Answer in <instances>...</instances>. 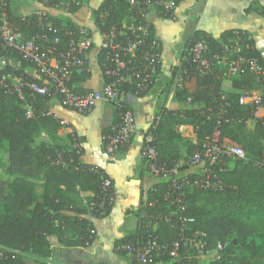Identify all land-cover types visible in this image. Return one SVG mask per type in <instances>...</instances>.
I'll list each match as a JSON object with an SVG mask.
<instances>
[{"label":"trees","instance_id":"trees-1","mask_svg":"<svg viewBox=\"0 0 264 264\" xmlns=\"http://www.w3.org/2000/svg\"><path fill=\"white\" fill-rule=\"evenodd\" d=\"M37 1L44 6L60 7L68 12L80 9L82 2L81 0ZM104 8H110L109 23L121 21L129 23L131 17L137 12L136 8L129 5L128 0H102L94 10V22L100 31L104 30L105 26H101L96 17L98 11ZM250 10L264 14V9H260L254 3L246 9V11ZM3 16L7 23L20 33L23 40H39L38 37L47 27L55 26L60 29L63 24L46 13L15 14L10 8V3L4 9L0 8V22ZM64 24L71 28L76 27L72 23ZM149 28L151 35L144 45L146 48L155 37L152 25L149 24ZM48 34L51 39L54 37L52 33L48 32ZM191 38L206 39L208 56L222 54L225 45L237 40L240 45V54L244 57L257 58L264 68V60L247 30L225 31L221 41L209 34L194 32L187 38L182 53ZM56 46L64 49V43L56 44ZM0 54L10 55L19 61L18 67L1 68L0 76L11 73L27 77V79H32L33 76L39 77L34 69L33 76L26 75L23 69L28 66V63L20 59L16 50H0ZM101 57L100 54V62ZM184 69L186 72L183 73ZM179 72L182 74V87H177L174 81ZM222 72L223 68L218 65L202 76L195 74L186 62L173 67L170 78V84L174 88L172 96L176 102L181 103V107L169 112L172 115L167 121L159 120L155 142L158 160L165 167L171 168L181 160L178 144L183 140L177 125L182 120H177V117L182 112L191 123L197 138V145L186 141L188 154L182 159L189 157L196 146L210 139L215 130L218 131L221 142L243 147L250 160L247 162L226 161L223 164L224 170L221 176L225 186L221 190L186 187L185 213L195 218V221L189 225L190 229L204 231L210 243L216 240L228 242L221 258L212 264H251L247 252L257 258L264 257V168L256 167L252 163V160L260 156L263 151L264 126L258 123L254 129L246 127L245 122L253 117L254 108L250 104L239 105L238 96L243 90L264 88V74L258 76L243 67L240 74L236 75L238 78L232 80V86L238 91L223 94L220 87L225 76ZM88 76L86 69L80 72L73 69L70 72L68 85L73 93L84 94L93 91L80 86V83ZM129 89L138 95H143L149 92L151 87L145 91H138L134 84L129 82L121 86V91ZM52 96L36 95L35 114L32 117H26L22 102L15 95L0 90V152L3 149L7 150L9 162L6 169L8 176H12L10 179L0 177L1 264H26L22 257H15L13 253L3 248L46 257L51 256L56 247L50 242V236H56L58 243L64 247L86 246L94 239L88 237V228L92 225L86 218L89 213L82 202L80 193L97 194L100 175L105 173L97 166L98 171L94 172L77 170L73 166L57 165L54 161L58 158L70 156L78 159L79 156L75 154L73 147L63 149L57 145L35 141L41 133H45L52 142L58 138L57 133L60 128L58 122L50 116L41 115L43 111L49 110L47 103ZM122 102L127 105L124 101ZM225 103H229V106L225 107L223 117H228L229 121L223 122L222 118L219 123L217 111ZM115 112L117 121L118 111ZM153 122L152 119L149 126L143 130L149 129ZM70 140L78 141L75 136H71ZM2 165L0 156V166ZM38 183L42 186L41 193L36 191ZM168 183V180H163L162 186L167 188ZM163 193L164 191L156 193L154 197L164 205ZM155 233L164 241H172L178 235V232L167 223H160ZM140 234L141 231L137 229L134 233L120 237L114 241V247L123 239L135 240ZM187 234L188 230L185 231V235ZM239 249L240 254H237L236 251ZM116 251L123 254L121 251ZM183 251L186 253L187 248L184 247ZM161 260L162 264H173L166 258ZM184 263L189 264V259H184Z\"/></svg>","mask_w":264,"mask_h":264},{"label":"built area","instance_id":"built-area-1","mask_svg":"<svg viewBox=\"0 0 264 264\" xmlns=\"http://www.w3.org/2000/svg\"><path fill=\"white\" fill-rule=\"evenodd\" d=\"M11 0H0V8L3 9ZM45 0L44 2H47ZM83 1V0H81ZM180 0H128L131 7L137 9L136 15L131 17L129 23H109V10L104 8L97 13V22L105 26L101 30L102 41L100 52L102 53L100 68L105 78L100 89L84 94H75L68 85L70 72L75 69L80 72L86 68V53L92 46V38L89 32L82 26L74 28L55 26L42 30L39 40H23L20 33L13 29L3 16L0 22V50L14 49L20 59L28 63L27 67L34 69L39 77L23 69L32 79L16 76L17 81L11 82V73L0 76V90L15 95L23 104L26 117H32L36 110V95H53L59 103L80 114L91 111L99 100H104L115 106L118 111V120L113 123L103 137L104 150L108 158L112 159L116 153L128 146L136 134L141 137L139 160L146 170L155 179L143 194L140 206L138 229L141 231L135 240L123 239L115 246V249L123 252L136 264H162V258L173 264H185L184 259H189V264H212L219 260L228 245L227 241L216 240L209 242L207 234L199 229L191 230L189 225L195 218L185 213L187 204L186 187H199L203 190H221L225 183L222 179L223 164L226 161L250 160L246 151L240 145L225 144L220 141L218 131L213 136L196 146L193 153L180 160L171 168L165 167L158 160L156 148V128L160 120L158 115L153 117V124L147 130H138L135 126L133 113L122 102L121 86L127 82L134 84L138 91L150 88L156 79L161 63V50L159 41L154 37L148 47L150 34L149 12H156L159 16L173 19L175 9ZM42 4V3H41ZM44 5V4H42ZM39 14H44L39 11ZM44 29V28H43ZM47 31V32H46ZM48 32L54 36L49 37ZM250 39V37H248ZM64 43V49L56 44ZM185 51L181 53L176 66L183 62L197 75H205L216 65L221 64L222 74L225 77L240 74L243 67L260 76L264 74V68L255 57H244L240 54L238 41L223 47L222 54L207 55L208 44L204 38H191L187 42ZM183 51V50H182ZM15 58L7 54H0V69L13 65ZM19 62V61H18ZM186 70H183V73ZM175 85L182 87V74L175 76ZM238 104H250L254 108V114L264 109V92L243 90L238 96ZM229 103L221 105L217 111L218 122L229 121L223 117L225 107ZM41 115L50 116L60 126L66 124L65 120L52 113L43 111ZM264 126V117L256 120V124ZM197 145V142L194 143ZM73 150L77 157H63L54 161L63 167H74L77 170H89L97 172L93 165L84 166L81 163V146L73 142ZM256 167L264 168V147L256 159L252 160ZM168 180V187L162 186V181ZM162 200L158 201L154 195L163 192ZM91 196V197H90ZM83 204L90 214L101 217L111 208L116 200L113 183L109 176L100 175L97 194L88 195L80 193ZM160 223H167L178 232L177 238L172 241H164L155 233ZM188 234L185 235V231ZM89 238H94L95 229L88 228ZM187 248L184 253L183 248ZM204 257H210V261L203 262ZM191 260H194L191 262ZM1 264V263H0Z\"/></svg>","mask_w":264,"mask_h":264},{"label":"crops","instance_id":"crops-1","mask_svg":"<svg viewBox=\"0 0 264 264\" xmlns=\"http://www.w3.org/2000/svg\"><path fill=\"white\" fill-rule=\"evenodd\" d=\"M101 1L83 0L80 9L75 12H68L60 7H47L37 0H11L10 8L18 15L43 11L60 23L82 26L89 32L92 46L86 53L85 68L89 76L80 83V86L90 91L100 89L104 84L99 61L100 54L102 56L100 52L102 35L94 22V10ZM253 3L264 9V0H181L175 9L173 19L159 16L154 11L149 12L148 19L152 25L153 35L159 41L161 50V63L156 79L146 94L138 95L130 89L121 91V99L133 113L138 130L142 131L148 127L154 115H158L160 121H167L172 115L169 112L181 107V103L176 102L172 96L174 88L170 84V78L187 38L194 32H203L221 41L225 31L247 30L264 60V14L254 10L246 11ZM13 65L18 67L19 62L14 61ZM218 67L221 68V64H218ZM24 69L33 74L31 67L26 66ZM8 77L13 83L17 81L16 76ZM236 78L238 76L235 75L223 79L220 87L223 94L238 91L232 86V80ZM253 91L264 92V88ZM47 106L49 111L65 120L66 124L59 125L58 138L54 142L45 133H41L35 141L71 149L74 141L70 139L71 136H75L79 141L76 142L82 147L80 160L84 164L97 166L111 178L116 200L101 217H96L87 210L89 215H86V218L95 229L94 239L89 245L64 247L58 243L56 236H50V242L56 245L51 256L39 257L11 248L3 249L13 253L15 257H22L26 264H134L127 255L115 250L114 241L138 229L143 194L155 183V179L139 160L140 135L136 134L128 146L121 148L110 159L104 150L103 137L117 119L113 104L99 100L91 111L80 114L63 107L58 98L52 96ZM260 117H264V109L248 118L245 122L246 127L254 129L256 120ZM178 119L182 120L177 129L183 140L179 143L178 149L179 155L184 158L188 154L186 141L194 144L197 138L191 123L182 112ZM262 142L264 143V138ZM0 156H5V159H1L5 165L0 166V173L8 176L7 150H1ZM36 191L41 193L42 190Z\"/></svg>","mask_w":264,"mask_h":264},{"label":"rangeland","instance_id":"rangeland-1","mask_svg":"<svg viewBox=\"0 0 264 264\" xmlns=\"http://www.w3.org/2000/svg\"><path fill=\"white\" fill-rule=\"evenodd\" d=\"M180 143V142H179ZM179 145V144H178ZM1 159L3 160V159H5V156H1ZM5 165V163H3V166ZM1 172V171H0ZM0 177H4V178H8V179H10V178H12V176H7L6 174H4L3 172L2 173H0ZM36 188H37V190H42V186H41V184L40 183H38L37 185H36ZM237 252V254H240V249L238 250V251H236ZM247 254H248V257H249V260H250V263L251 264H264V257H262V258H257V257H255V256H253V255H249V253L247 252ZM210 261V257H204L203 258V262H205V261Z\"/></svg>","mask_w":264,"mask_h":264}]
</instances>
